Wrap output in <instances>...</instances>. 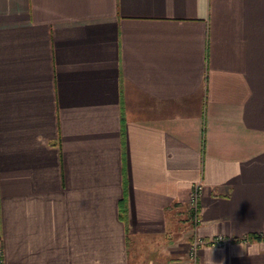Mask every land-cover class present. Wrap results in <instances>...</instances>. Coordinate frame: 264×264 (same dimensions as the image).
<instances>
[{"label": "crops", "instance_id": "crops-1", "mask_svg": "<svg viewBox=\"0 0 264 264\" xmlns=\"http://www.w3.org/2000/svg\"><path fill=\"white\" fill-rule=\"evenodd\" d=\"M256 234L264 0H0L8 264H264Z\"/></svg>", "mask_w": 264, "mask_h": 264}, {"label": "built area", "instance_id": "built-area-1", "mask_svg": "<svg viewBox=\"0 0 264 264\" xmlns=\"http://www.w3.org/2000/svg\"><path fill=\"white\" fill-rule=\"evenodd\" d=\"M202 184L196 183L192 189V192L190 194V210L192 212V217L195 223L199 221V214H198V207H199V198L201 196L202 191ZM225 238L222 235H216L212 238L205 240L201 237H196L193 243V251L196 249V247L200 244H209L211 246H220L225 242ZM0 264H8L5 258V251L0 243Z\"/></svg>", "mask_w": 264, "mask_h": 264}, {"label": "clouds", "instance_id": "clouds-1", "mask_svg": "<svg viewBox=\"0 0 264 264\" xmlns=\"http://www.w3.org/2000/svg\"><path fill=\"white\" fill-rule=\"evenodd\" d=\"M244 252L239 253V255H243ZM206 264H217V262L213 259V251L210 252ZM219 264H224L223 260L219 261Z\"/></svg>", "mask_w": 264, "mask_h": 264}, {"label": "trees", "instance_id": "trees-1", "mask_svg": "<svg viewBox=\"0 0 264 264\" xmlns=\"http://www.w3.org/2000/svg\"><path fill=\"white\" fill-rule=\"evenodd\" d=\"M124 211H126V210H123V213H124ZM255 237L256 238H264V235H262V234H256Z\"/></svg>", "mask_w": 264, "mask_h": 264}]
</instances>
